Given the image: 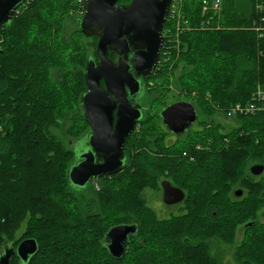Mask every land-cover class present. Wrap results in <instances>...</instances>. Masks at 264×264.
I'll use <instances>...</instances> for the list:
<instances>
[{"label": "trees", "instance_id": "trees-1", "mask_svg": "<svg viewBox=\"0 0 264 264\" xmlns=\"http://www.w3.org/2000/svg\"><path fill=\"white\" fill-rule=\"evenodd\" d=\"M221 1L218 11L211 7L203 11L202 0H180L182 20L169 19L167 14L154 72L160 70L155 76L168 74L169 69L183 64L177 81L179 96L197 105L208 101L205 110L224 114L232 104L250 100L258 87L264 88V0ZM55 2L24 0L17 9L29 7L21 14L15 10L12 19L0 29L1 243H5V225L10 224L15 211L22 209L27 220L26 236L37 243V251L25 264H218L211 253L210 240L232 244L234 223L249 218L243 233L256 230L252 229L255 226L259 229L254 235H243L233 259L235 264H264V222L255 220L261 204L249 205V193L256 192L257 186H263L257 193V203L264 201V176L245 181L247 198L243 190L238 197L232 190L241 182L225 192L234 177H240L248 160L264 164V124L260 114L236 116L240 120L237 126H221L220 130L202 121L200 129L189 131L191 141H182L185 144L177 150V156H169L176 146L171 149L163 142L157 150L159 154L153 156L149 152L154 150L153 140L144 134L147 145L138 155L137 169L124 175V168L113 176L121 177L118 189L103 181L99 186L91 184L90 196H78L89 184L79 189L71 185L67 173L74 152L49 128L71 113L67 130L85 121L80 106L82 92H75L76 82L83 75L76 62L84 56L77 40L75 43L73 38L62 37V23H57L60 6ZM77 22L78 19L74 32L83 35ZM161 58L162 68L158 65ZM56 73L58 79L53 78ZM160 80L154 83L155 88L170 84L168 77ZM154 116L157 115L150 113L144 118L143 114L138 124ZM83 135L71 136L68 141ZM238 158H242L239 164ZM199 159L208 160L203 168L209 177H197L194 172L202 179L194 187L199 203H188L205 208V213L193 210V214L187 211L161 219L147 209V218L142 213L133 215L139 208L145 211L140 190L152 179L148 177L158 179L155 166L169 162L179 171V166H187H182L184 161L194 163ZM247 173L251 174L249 168ZM182 188L184 194L189 190ZM244 199L243 208L232 209L236 201ZM123 206L130 212L123 211ZM234 215H238L235 220ZM151 222L155 226L148 224ZM123 223H135L137 232L129 237L126 252L114 258L104 244V235L111 226Z\"/></svg>", "mask_w": 264, "mask_h": 264}, {"label": "water", "instance_id": "water-1", "mask_svg": "<svg viewBox=\"0 0 264 264\" xmlns=\"http://www.w3.org/2000/svg\"><path fill=\"white\" fill-rule=\"evenodd\" d=\"M24 0H0V29L12 19L17 7ZM171 0H130L126 4L118 0H84V10L77 26L85 37L97 36L95 53L98 61L89 58L85 65L84 80L87 90L80 96L83 117L89 125L87 145L83 139L70 140L68 146L74 152L67 177L72 186L83 188L91 178L111 175L125 167L123 146L126 137L142 118L140 99L144 90L139 79L151 73L163 43L162 28ZM117 53L113 62L108 53ZM100 80L105 87L100 85ZM138 93V102L128 99ZM158 116L168 130L182 134L197 119V111L187 100L172 102L159 110ZM82 142L84 145L77 149ZM100 157L102 160H96ZM264 164L254 163L249 171L259 175ZM162 201L173 204L184 198V192L161 181ZM242 189L234 190L240 196ZM137 232V225L115 224L104 235L109 254L120 258L127 250L129 237ZM12 248L0 255V264H10ZM37 251L34 238L21 240L17 255L25 264L29 255Z\"/></svg>", "mask_w": 264, "mask_h": 264}, {"label": "rangeland", "instance_id": "rangeland-1", "mask_svg": "<svg viewBox=\"0 0 264 264\" xmlns=\"http://www.w3.org/2000/svg\"><path fill=\"white\" fill-rule=\"evenodd\" d=\"M130 0H118V3L120 4H126L128 3ZM221 4L222 1L220 0ZM59 7V12H57V23H62V37L65 40H69V39H74L73 42L76 43V40L78 42V44L80 45V47L82 48V53L83 56L82 59L83 60H78L76 62L77 65H79L80 67H77V69H84V65H85V57L88 54H93L94 53V49L96 46V40H97V36H93V37H85L84 35H79L78 33L74 32V29L76 28V20L78 19V17L80 15H82L83 10H84V2L82 3L81 0H56L55 2ZM28 6H21L18 9H16V11H20V14L27 9ZM221 8V6H220ZM15 11V12H16ZM64 11V12H63ZM170 24H172V22H169ZM30 55V54H29ZM114 54L111 55L110 58H114ZM162 57V56H161ZM159 58V56H158ZM158 60V59H157ZM163 62V59L161 58L160 62H159V67L162 68L163 66H161ZM181 63V62H180ZM183 64H177L176 68L173 67L172 69L168 70V74H160L155 76L157 74H159L160 70L158 71H153V73L150 74L149 79H147V83H145V87H146V91L145 93H143L142 96V108H143V112H144V118L149 117L150 113H154L157 112V110L160 108V104H162L163 102H169L172 101L173 99L177 98V96H179V84L177 83V81L179 80V75L181 74V66ZM175 66V64H174ZM72 73V72H71ZM170 81V84L168 86L166 85H160V87L156 88L154 87V83H161L162 78H167ZM54 79H58V73H56V75L53 76ZM76 91L77 93L82 92L86 89L85 88V84L83 81V75L81 77V79H79L78 82H76ZM154 87V88H152ZM183 96V95H181ZM184 97V96H183ZM186 98V97H184ZM190 102H193L192 104L195 105L197 111H198V122L200 124L195 125L193 128H197V127H201V122L205 121L208 123H211V125L217 129L216 127H218V130H220L221 126H223V123L225 125H227L228 127H233V126H237L240 123V120H238V118L236 116H233V118H227V120L224 121L223 117L224 115L222 114V112H217V111H213L212 109H207L205 110V105L209 104L208 101H205L206 99H204V104L200 103L199 105H197L193 100L191 99H187ZM70 116H72V113L67 116H65L62 119H59L58 122L56 124H53L52 126H50V132L55 136V138L57 140H59L65 147H68V140L70 139L71 136H74L73 138H77L78 136H81L82 134L85 133V131L88 128L87 123L84 121L83 123L77 125L75 128H73L72 130H67V128L71 125L72 120L70 119ZM201 121V122H200ZM216 122V125H215ZM223 122V123H222ZM1 129V126H0ZM194 130V129H193ZM192 131V130H191ZM149 135L151 136L149 138V140H153V145L155 146L153 149L154 150H149L150 154H152L153 156L158 155L159 153L157 152L158 148L160 147V143L163 142L165 143L166 147H170L171 149H173L175 146V151L174 153H169V156H177V150L181 147L184 146L185 142H182L183 140H187V141H191L190 137H189V133H186L187 135L183 138L182 136L178 137H174L171 136L166 129H164V127H162L160 125V121L159 118L157 116L152 117V119H149L146 121L145 124L139 125L137 124V128H135V130L133 131V133L129 136V138H127V143H125L123 150H124V154L127 158V163H126V167L125 170L122 171V174L127 175L129 173L134 172L137 169L138 166V158H139V154L142 152V147L146 146L147 143L146 141L143 139V135ZM83 143L80 142L77 145V149H81L83 147ZM149 145H151V143H149ZM260 149V148H258ZM263 156V154H261ZM260 156V158L262 157ZM149 157V156H148ZM151 159H155V157H149ZM259 158V157H258ZM204 161V162H203ZM205 161L208 160H201L199 159L198 161L194 162V163H188L186 161H184L182 163L183 165H187L186 167H181L179 166V171L171 166H169V162L168 163H164L162 166H155L154 169L155 171H157V174H159L158 179H156L155 177L151 176L148 178H152L150 180H148L143 187L140 190L141 193V199L144 202V206L145 208H143V206H141L143 209H145V211H143L142 209H138L133 215L135 214H139L142 213L144 215L145 218H147V215L145 214L146 210L148 209L149 211H151L155 216L164 219L167 217H171L173 215H180L183 214L185 212L188 211V215L189 212H192L193 214V210L194 212H204L205 213V208L201 210L200 207L196 206V203H194V205H190L188 202H193V200L195 202H198V198H196V195L194 194V187L196 186V182H200L202 181V179L197 178L198 176H201L202 174L205 175L206 178L209 177V174L206 172V170L203 168L205 166L204 163H207ZM240 161H242V158H238L236 160V162L239 164ZM254 163H258L255 160H248L246 162V164L244 165V168L242 169V173L241 175H245V177H240L235 179L236 176L233 179V183L230 187L225 189V192H228L229 189L236 183L241 182V186L237 185L234 187H232V190H235L236 188H240L243 190V192L245 193V197L247 198V186L245 185V181L249 180L250 177H252L253 179H259L260 177L264 176V170L260 175H253L250 174L248 175L247 171L250 165L254 164ZM264 163V162H263ZM164 166V167H163ZM196 174H195V173ZM197 175V177L195 175ZM114 174L111 175H103L100 176V178H98L97 181H94V185L95 186H99L100 183H102L103 181H107L106 183H108L109 185H111L112 187H114L115 189H118V183L121 180V177L118 178H114L113 177ZM111 177V178H110ZM113 177V178H112ZM168 180L171 184L176 185L178 187H180V189L182 188V186L185 188H188L189 190L185 193V198L183 199V201L176 205V206H167L164 203H162V189H161V185H160V181L161 180ZM123 180V177H122ZM90 187L91 184H89L87 186V188L85 190H83L80 193H77L78 196H90ZM263 187V186H257L256 188V192H250L249 193V198H250V203L249 205L251 206L253 203L257 204V207L259 206V208L256 210L255 212V220L257 222L263 223L264 222V201H261L260 203H257L258 199L257 197V193H259V189ZM183 189V188H182ZM185 192V191H184ZM245 200H238L236 201V203L232 206V209H236V208H243V206H245ZM199 203V202H198ZM25 205V204H24ZM23 205V206H24ZM23 208V207H22ZM40 208V207H39ZM39 208H36L35 211H38ZM122 210L125 212H130L129 208L126 207H122ZM147 213V212H146ZM216 214V212L214 213ZM221 214V215H220ZM220 216L223 215V212H220ZM254 215V214H252ZM130 217V215H128ZM189 216H187L188 218ZM238 217V215H234L233 219L235 220ZM215 218V217H214ZM249 219V218H248ZM248 219L243 220V221H239L234 223L235 226V230H234V237H233V241L232 244H228L225 242H222V240L220 239H216V238H212L210 240V250L212 255L218 260V264H235V260L233 259V253L235 251L236 246L240 243L243 235L245 234V236L248 235H254L256 234V230L259 229L258 226H255V228L252 229H256L254 231H247L245 233H243V226L249 222ZM127 221H130L131 219H125ZM110 224H112V222L114 221L113 218L110 216L109 220ZM106 224L105 226L109 225ZM26 224H27V220L25 217H23V211L22 209L17 210L14 212L13 217L11 218V222L9 225H5V232H3L5 234V241L8 239H14L16 237H18L21 234V237L26 236ZM35 224V223H34ZM150 226H155L152 222L148 223ZM36 227V226H35ZM103 228V225L102 227ZM1 231V230H0ZM40 232L42 233V230L40 229ZM39 232L36 231L35 234H38ZM96 234V232L94 233ZM19 238V239H20ZM18 239V240H19ZM3 243V242H2ZM1 241H0V246H1ZM13 264H19V262L14 259L12 260Z\"/></svg>", "mask_w": 264, "mask_h": 264}, {"label": "flooded vegetation", "instance_id": "flooded-vegetation-1", "mask_svg": "<svg viewBox=\"0 0 264 264\" xmlns=\"http://www.w3.org/2000/svg\"><path fill=\"white\" fill-rule=\"evenodd\" d=\"M97 41V40H96ZM112 54H114V58L112 59V58H110L111 57V55ZM89 58H92L93 60H95V61H98V57H97V55H96V53H95V49H94V53L93 54H88L87 55V57H86V59H85V65H86V62H87V60L89 59ZM108 58L111 60V61H115L116 60V58H117V53H115V52H110V53H108ZM158 62V61H157ZM85 65H84V69H83V81H84V84H85V80H84V71H85ZM155 69V68H154ZM154 69L152 70V72L151 73H153V71H154ZM151 73H149V74H147L146 76H144V77H142L141 79H139V84H140V89L142 88V90H144L146 87H145V83H147V79H149V76H150V74ZM100 85L102 86V87H105V85H104V82L102 81V80H100ZM85 90L83 91V92H85L86 90H87V86H86V84H85ZM138 98H139V96H138V93L136 94V95H134V96H132V97H130L129 99H128V101H129V103L130 104H135V103H137L138 102ZM140 100V104H141V108H142V98H139ZM178 100H187L186 98H184L183 96H177V98H175V99H173L172 101H169V102H167V103H165L163 106H160V108L157 110V112H154V113H151V114H156L157 116H158V112H159V110L160 109H162L164 106H166V105H168V104H170V103H172V102H175V101H178ZM187 101H189V100H187ZM190 102V101H189ZM190 103H192V102H190ZM195 107V106H194ZM195 109H196V107H195ZM196 111H197V109H196ZM142 114H144V112H143V108H142ZM197 114H198V111H197ZM158 118H159V121H160V125L162 126V127H164V129H166V131L171 135V136H174V137H180V136H182L183 138L187 135L186 133H189V131H191V130H195V129H200L201 127H197V128H193L195 125H198V124H200L199 122H198V116H197V119H196V121L193 123V124H191V126L190 127H188L182 134H176V133H173L172 131H170V130H168L167 129V127L163 124V121L161 120V118L158 116ZM223 119H224V121L225 120H227V117H223ZM84 120H85V118H84ZM86 122V121H85ZM201 122V121H200ZM87 123V122H86ZM139 122H137L136 124H135V126H134V128H133V130L131 131V133L128 135V136H130L132 133H133V131L135 130V127L137 126V124H138ZM223 123V122H222ZM87 125H88V123H87ZM215 125H216V122H215ZM223 126H225V127H228L227 125H225L224 123H223ZM223 126H222V128H223ZM88 134H89V125H88V128H87V130L85 131V133H84V135L81 137L82 139H83V142H84V144H85V146L87 145V138H88ZM127 136V137H128ZM127 137H126V139H127ZM75 140H77V139H75ZM80 139L78 138V140L77 141H79ZM125 142H126V140H125ZM124 145H125V143H124ZM124 147V146H123ZM198 147H199V145H198ZM123 153H124V150H123ZM124 158H125V167H126V163H127V158H126V156H125V154H124ZM96 160H98V161H101L102 159L100 158V157H97L96 158ZM124 167V168H125ZM123 168V169H124ZM103 176V175H102ZM98 178H100V176H98V177H96V178H91L90 180H89V182L87 183V184H92L94 181H97L98 180ZM165 180V179H164ZM162 181V180H161ZM161 181H160V185H161ZM168 181V180H167ZM169 182V181H168ZM170 183V182H169ZM171 184V183H170ZM172 186H175V187H178V186H176V185H173V184H171ZM178 188H180V187H178ZM161 189H162V187H161ZM184 192V191H183ZM184 196H185V194H184ZM161 199H162V197H161ZM184 199V198H183ZM183 199L181 200V201H179V202H176V203H173V204H165L163 201H162V203H164L165 205H167V206H176V205H178V204H180L182 201H183ZM21 237V234L18 236V237H16V238H14V239H8V240H6L5 241V243L4 244H2L1 246H0V255L5 251V249H9V248H12V253H10V257H9V263L12 261V260H14V259H16L18 262H19V264H24L23 262H22V260H21V258L17 255V252H16V248H17V245H18V243L21 241V240H23V239H25V238H31V237H29V236H24V237H22V238H20ZM20 238V239H19ZM19 239V240H18ZM32 256V254L31 255H29L28 256V259L30 258Z\"/></svg>", "mask_w": 264, "mask_h": 264}, {"label": "built area", "instance_id": "built-area-1", "mask_svg": "<svg viewBox=\"0 0 264 264\" xmlns=\"http://www.w3.org/2000/svg\"><path fill=\"white\" fill-rule=\"evenodd\" d=\"M208 7H211L214 11H218L220 9V0H212L211 2L202 0L203 11ZM179 9L180 0H171L167 11L169 19L175 18L177 21H181ZM183 23L186 25V20ZM257 114L261 115L264 124V88L259 87L254 90L250 100L244 103L236 102L232 104L223 115L227 118H233V116H256Z\"/></svg>", "mask_w": 264, "mask_h": 264}]
</instances>
